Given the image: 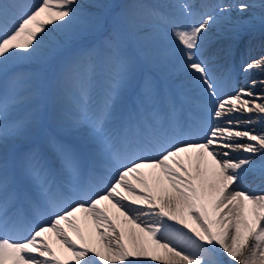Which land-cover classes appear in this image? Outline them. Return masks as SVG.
<instances>
[{"label":"snow or ice","instance_id":"6c2138e0","mask_svg":"<svg viewBox=\"0 0 264 264\" xmlns=\"http://www.w3.org/2000/svg\"><path fill=\"white\" fill-rule=\"evenodd\" d=\"M93 7L0 0V264H264V192L244 188L257 173L264 183V130H238L264 124V102L247 89L220 95L231 72L206 50L212 28L230 19L233 7L244 13L255 5L204 11L209 6L195 2L101 0ZM197 15L199 22H187ZM50 25L80 46L62 41L45 50ZM149 30L171 34L187 84L144 77L137 119L118 120L121 96L139 72L133 38ZM232 55L230 47L222 52ZM33 59L41 67L16 66ZM250 69H264V57ZM102 70L107 88L93 105ZM21 98L30 101L23 112ZM225 149L250 155L234 159ZM189 153L194 160L185 159ZM125 201L148 210L133 214ZM89 221L98 244L85 236Z\"/></svg>","mask_w":264,"mask_h":264},{"label":"bare ground","instance_id":"6f19581e","mask_svg":"<svg viewBox=\"0 0 264 264\" xmlns=\"http://www.w3.org/2000/svg\"><path fill=\"white\" fill-rule=\"evenodd\" d=\"M161 0H104V2H109V3H114V4H124V3H138L141 5H152V4H157ZM180 0H171L170 4H180ZM20 3L23 4H38L40 0H19ZM195 2L197 4H202V5H208L209 7L206 9H203L204 11H211L212 9H215L216 5H236L238 3H247L250 5H255L253 7L254 10V16L247 22H241V21H236L231 23L230 20L232 21L234 18L233 14V9L229 13L230 19L228 21H222L221 25L216 28H212L210 37L208 40V43H212V41L216 42H221L223 39H225V33L222 32L219 35H214L212 36L214 31H222V30H227V31H236L237 36H239L240 39H243L245 36L249 37L250 42L252 43V49L250 52H248L247 55H245L243 60H240V62H232V65L230 64H225L224 68L230 70L231 72V79L226 80L224 83L223 91L220 93V95H224L227 93L230 94H235L237 92V88L239 87L240 84H245L243 86V89H247L252 91L255 95L258 94V92H263L264 93V87L261 86V81L264 79V69H250V70H243V64L249 60H257L261 58L262 54H264V23L261 22V14L259 10L261 9L259 7L261 0H187L186 3H192ZM218 12L219 9H216ZM146 12V9H145ZM200 21V16H194L188 19V23H197ZM170 34V33H169ZM44 35V34H41ZM66 42L70 45L71 48L75 49L79 47V43L75 41H67L66 37L64 36V33L58 32L55 34L54 38L44 41V49H52L54 46H59L61 43ZM133 47L136 49V52L140 58V65H139V72L137 76V82L136 84L128 89L127 92V97L122 98L120 100V107H119V116L118 120L120 117H123L125 120L131 115V117L135 120L137 119V107L139 104L138 96L140 92V86L143 83V78L144 77H152L153 79H156L158 82H174L175 84L179 85L181 83H184L185 85L187 84V81L184 80L182 76V70H181V52L178 50V46L173 43V40L171 38V34L166 38V36L156 30H150L146 33H141V35L138 38H133L132 41ZM65 51L64 47L61 46L59 48V53L63 54ZM32 61H37L39 64V67H41V61L39 59H33V60H23V61H18L16 66L21 68V69H26L29 64L32 63ZM160 67L158 71L156 72H151V68H156ZM223 69L218 71V75L221 74ZM240 79V80H238ZM107 76L106 73L102 70L100 72V75L98 77L95 89L92 93V102L93 105L98 103L104 96L106 88H107ZM239 81H241L239 83ZM253 81H255V86L253 87ZM100 85L102 87L100 88ZM4 87L3 85H0V88ZM248 87V88H247ZM185 91L190 93V89L185 88ZM256 97V96H255ZM253 99V98H252ZM258 100L255 103H260L264 102V98H258ZM26 104V103H25ZM29 107L28 105H23L20 103L19 105V111L23 112ZM189 115H192L191 113ZM249 114H241V113H234L233 117H241L247 118ZM253 119H256L255 114H251ZM204 119L208 121V123L215 125V124H222L223 121H217L214 118H210L205 116ZM227 119V118H225ZM116 129L118 130L120 127V124L117 123L115 126ZM233 128L236 127V125H232ZM245 128H250L254 129L255 131L259 132L264 130V124L261 123H253L250 126L240 124L238 130H243ZM203 130H207V125H205V128ZM191 139H197L200 138L198 136H193L190 137ZM243 143L244 141H240ZM21 147H26V146H21ZM12 149H10V152ZM225 151H230L231 152V157L234 159L238 158H243L247 157L250 154L244 153L242 151H237V152H232L229 149H225ZM147 155H155V153H147ZM191 156L193 160L195 159V153H189L185 154V159L187 160V156ZM259 157V156H256ZM255 157V158H256ZM260 159V157H259ZM259 159H256L259 161ZM145 172H151V169H145ZM102 187L107 186V182L105 181L103 184H101ZM244 188L246 191L249 192H255V193H262L264 192V183L261 182L259 175L255 176V178L250 175L249 179L246 181ZM99 191V187L97 188ZM127 206L130 209H135L137 210L136 213L133 214H138V212L142 211H147L148 209L143 206V205H133L131 204L130 201H125ZM115 212V210H113ZM142 219L151 221L153 218L151 217H142ZM175 226V225H174ZM179 227V226H176ZM186 231V230H185ZM23 235H27V233H23ZM51 235V234H50ZM85 236L86 238L89 239V242L92 244H98L99 242V236L95 234V225L91 223V221L88 222L87 226L85 227ZM75 239V237L73 236ZM54 239V237H53ZM54 247L57 249L61 248V245L59 243H54ZM62 258L66 260H72L73 258L71 257V253L69 252H64ZM97 264L99 262L97 261ZM137 264H154V262L147 261V262H137Z\"/></svg>","mask_w":264,"mask_h":264},{"label":"rangeland","instance_id":"374dc122","mask_svg":"<svg viewBox=\"0 0 264 264\" xmlns=\"http://www.w3.org/2000/svg\"><path fill=\"white\" fill-rule=\"evenodd\" d=\"M117 1H119V0H117ZM186 1L187 0H180L179 2L186 3ZM99 2H101V0H79V3L84 6L85 12H89V13L95 10L93 6ZM170 2H171V0H161L157 4H170ZM259 11L264 12V10H262V9H260ZM233 14H234V18L232 21L230 20L231 23L236 22V21L247 22L250 19H251V21H253L252 17L254 16V10H253V8H251L249 11L241 13V12L235 10V8H234ZM145 15H146V12H145ZM49 28L51 29V33L45 39L46 41L54 38L55 34L58 33V31H56L54 25H50ZM222 32L225 33V37H224L225 39H223V41H221V42L212 41V43H210V42L207 43V45H206L207 53L209 55H213V54L217 55L219 57L217 63L221 64L223 66L225 64L232 65V62H240V60H243L245 58L244 56L247 55L248 52H250L252 49V43L250 42L249 37L245 36L243 39H240L239 36H237V32L234 30L233 31H227V30L226 31L225 30L214 31L212 36L219 35ZM169 35L170 34L167 33V35H165L166 38ZM229 47L232 49L233 55L227 59H224L222 56V52L224 49H227ZM261 56L264 57V54H262ZM250 62H252V60H249L243 64V67H242L243 70H245L246 65ZM33 68H39V64L37 61H32V63L29 64L26 69H33ZM159 68L160 67L151 68V72H156V71H158ZM238 80H240V79H238ZM262 81H264V79ZM240 82L241 81H239V83ZM244 85H245L244 83L240 84L239 87L237 88V91L239 89H243ZM99 86H100V88L102 87V85H100V84H99ZM261 86L264 87V85H262V84H261ZM228 95H232V94H230V93L225 94V96H228ZM255 96L258 98H264V93L258 92V94H256ZM121 97L123 99L126 98L127 92L123 93ZM248 99H252V98H248ZM257 101L258 100H254V102H257ZM21 104H23V105L29 104V106H30V101L26 100L24 98H21ZM72 105H73V101L71 99L66 100L64 102V106L68 109H71ZM255 159H259V157H256Z\"/></svg>","mask_w":264,"mask_h":264}]
</instances>
